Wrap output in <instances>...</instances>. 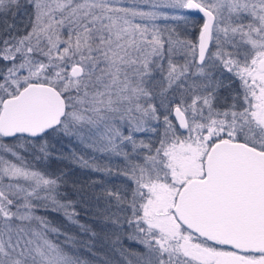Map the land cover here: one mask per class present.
<instances>
[{
  "label": "snow or ice",
  "instance_id": "6c2138e0",
  "mask_svg": "<svg viewBox=\"0 0 264 264\" xmlns=\"http://www.w3.org/2000/svg\"><path fill=\"white\" fill-rule=\"evenodd\" d=\"M0 264H264V0H0Z\"/></svg>",
  "mask_w": 264,
  "mask_h": 264
},
{
  "label": "trees",
  "instance_id": "16d2710c",
  "mask_svg": "<svg viewBox=\"0 0 264 264\" xmlns=\"http://www.w3.org/2000/svg\"><path fill=\"white\" fill-rule=\"evenodd\" d=\"M54 167H64V165L62 164H57V165H54ZM66 170H69V169H66ZM70 171L73 172V179L74 180H77L79 181L81 184H87L90 182L91 179H94L95 178V174H90V173H86L82 170H78V169H71ZM82 217H83V220L82 222H89L91 220V217L90 216H87L85 215L84 213H82ZM96 227V230L97 232L100 231V225H95ZM71 231L73 233L76 232V229L75 228H72ZM104 247V243H103V240L102 239H99L96 243V249H102ZM87 255V254H85Z\"/></svg>",
  "mask_w": 264,
  "mask_h": 264
}]
</instances>
